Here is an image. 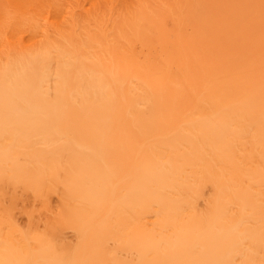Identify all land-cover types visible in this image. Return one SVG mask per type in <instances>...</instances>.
<instances>
[{"label": "bare ground", "instance_id": "6f19581e", "mask_svg": "<svg viewBox=\"0 0 264 264\" xmlns=\"http://www.w3.org/2000/svg\"><path fill=\"white\" fill-rule=\"evenodd\" d=\"M0 264H264V0H0Z\"/></svg>", "mask_w": 264, "mask_h": 264}]
</instances>
